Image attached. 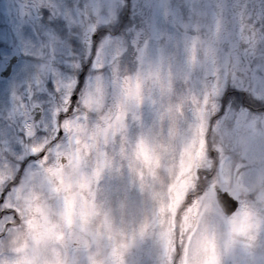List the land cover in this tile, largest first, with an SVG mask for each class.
<instances>
[{"label":"snow or ice","instance_id":"obj_1","mask_svg":"<svg viewBox=\"0 0 264 264\" xmlns=\"http://www.w3.org/2000/svg\"><path fill=\"white\" fill-rule=\"evenodd\" d=\"M0 264H264V0H0Z\"/></svg>","mask_w":264,"mask_h":264}]
</instances>
